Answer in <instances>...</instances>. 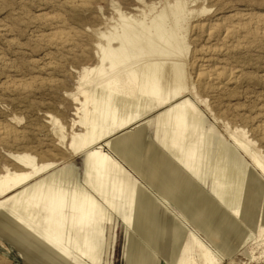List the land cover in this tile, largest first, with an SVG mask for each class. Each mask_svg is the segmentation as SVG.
Wrapping results in <instances>:
<instances>
[{
    "label": "bare ground",
    "instance_id": "6f19581e",
    "mask_svg": "<svg viewBox=\"0 0 264 264\" xmlns=\"http://www.w3.org/2000/svg\"><path fill=\"white\" fill-rule=\"evenodd\" d=\"M198 1L166 2L153 27H141L131 17L123 16L120 23V28L123 30L121 44L109 45L108 60L101 68H90L85 71V75L81 78L79 94L71 97L81 105V108L77 109L78 114H82L78 124L85 130L84 133H74L70 144L75 153L85 154L86 157V174L82 182L78 181L80 177L78 178V173L73 168L59 169L61 163L58 164L54 160H45L37 164L30 157L20 159L24 168L0 174V200L5 201H0V208L4 206L19 217L31 215L26 225L21 227L22 220L16 219L20 222H17L16 226L12 224L14 227L10 232L4 231L7 240L25 256V260L29 263L37 264L43 261L46 264H54V260L40 256L31 247L27 235L18 233L17 229L36 226L38 230L43 231L45 236L40 238L47 241L49 247L62 248L64 252H68V256H73L74 260L82 264H94L99 255V241L105 234V225L115 223L118 216L127 230L131 234H138L139 237L138 253L129 255L131 262L149 264L148 261L152 258L158 259L161 255L160 221L153 216L149 204H143L141 187L125 186L121 181V177L125 175L124 168L103 149L109 148L124 160V149L131 148L130 136H128L130 128L141 124L164 108H169L168 115L177 119V125L195 121L194 117H198L196 114L201 111L199 117H211L217 129L220 126L226 130L233 143L228 140L221 143L219 152L221 160L225 161V167L223 173L218 175V166L215 162L212 164L213 180L218 184V180H225L229 174L236 175L238 170L235 169L240 164L244 166L245 175L242 179L245 183L244 201L243 205L234 211L247 228L251 231H260L262 238L259 242L264 241V204L262 203L264 190L256 185L257 180L251 183L252 176L247 172V168L253 167L260 171L264 178L263 147L257 140L251 138L250 131L246 128L234 126L235 124L232 125L227 121L222 116L225 110L221 108V96L232 88V90L236 89L243 79L248 78L247 57L264 44L262 43L264 13L251 10L247 13L238 11L225 14L224 12L225 15H221L219 11L221 14L216 17L217 19L205 20L199 17V13L205 14L209 9L206 6L196 7ZM212 1L215 7L220 5V8L228 3L227 0ZM65 4L77 13L91 7L89 0H66ZM49 20L51 21L49 24L53 25L52 32L50 36H39L40 39L55 46L72 45L78 33L60 26L62 22L59 19L49 18ZM4 32L6 29L3 30ZM201 35H205L206 42L198 45L202 40ZM143 42L151 45L149 53L142 45L140 48L143 50L138 51L134 48L128 52L127 47L139 46ZM78 52L80 51H77V54ZM80 56L81 59L82 55ZM1 59L0 63H2ZM233 60L236 66L232 65ZM26 83L7 81L4 87L8 90L25 92L30 87ZM97 84L101 87L95 88ZM81 96L84 102L81 101ZM104 100L108 102L110 110L100 122L97 117L101 103L103 102V105L105 103ZM143 101L147 105L142 110L143 113H139L137 109L139 103ZM201 107L205 109L202 110ZM253 117L255 118L251 120L252 132L264 142V110H260ZM52 119L53 124L61 125L59 119L55 117ZM206 121L201 120L203 125ZM59 129L63 132L64 128ZM182 135L181 131H176L170 141L175 147L172 155L176 159L179 157L178 147ZM22 139L23 135L17 130L0 124L1 145L20 144ZM216 151L218 153V142ZM235 152L239 154L240 159L234 158ZM48 153L54 156L51 150ZM245 157L251 161L249 165L243 164ZM125 163L131 164L129 159H126ZM91 176H95L96 179H92ZM199 191L194 188L191 194H188L198 195ZM250 194H253L254 201L249 200ZM39 196H42L43 204L32 207L30 201ZM148 198L152 203L155 204V201L157 203L154 194L149 193ZM191 200L193 199L187 195L183 199L187 201L186 206ZM119 202L122 205H119ZM195 202L198 203L199 200H194L193 203ZM226 203L234 209L231 201ZM250 204H253L254 209L259 213V219L249 213ZM189 206L192 208L191 205ZM218 208L222 210L221 206L216 205L217 211ZM42 212L50 214L42 218ZM219 217H223L224 224L218 223ZM210 222L215 228L222 229L219 243L221 247H225L229 238L233 239L234 232L242 235L245 232L234 218L221 212L219 215L217 212ZM178 230L192 235L193 243L200 252L201 264H217L210 250L201 243L197 234L189 231L187 225L181 223ZM94 233L98 236V243L94 241ZM224 233L229 236L223 237ZM38 243L42 244L40 240ZM147 247L152 252L149 257L146 252ZM171 262L175 264L176 260L172 258ZM191 264L199 263L193 261Z\"/></svg>",
    "mask_w": 264,
    "mask_h": 264
},
{
    "label": "rangeland",
    "instance_id": "374dc122",
    "mask_svg": "<svg viewBox=\"0 0 264 264\" xmlns=\"http://www.w3.org/2000/svg\"><path fill=\"white\" fill-rule=\"evenodd\" d=\"M65 1L0 0V59L2 58L3 63V65L0 63V124L15 129L23 135L20 144H0V174L24 168L20 159L30 157L37 164L45 160H54L58 164L61 163L59 169L73 168L77 171L78 178L80 177L78 181L82 182L86 174V157L85 154L75 153L70 144L74 133H84L85 130L78 124L82 114H78L77 109L81 108V105L71 97L79 94L81 78L85 75V71L90 68L99 69L108 60L109 45L121 44L123 30L120 28V23L123 16L131 17L141 27H153L164 4L172 3L174 0H89L91 7L78 13L68 7ZM227 2L223 8L221 7L222 9L220 5L215 7L212 0H199L195 6L198 8L206 6L209 9L205 14L199 13V17L205 20H215L221 13L225 15L227 12L247 13L253 10L264 13V0H227ZM49 18L59 19L62 22L60 26L78 33L72 45L55 46L40 39L43 35L50 36L52 32L53 25L49 24L51 23L50 20L48 21ZM5 29L6 32L3 33ZM195 35L197 36V33ZM201 36L202 40L198 45L206 42L205 35ZM141 45L148 53L150 52L151 45L146 42L139 46L127 47V50L129 52L135 48L141 51L143 50L140 48ZM89 48L90 50H87ZM258 49L247 57L248 78L243 79L236 89L232 90V88V91L221 96V108L225 110L222 116L232 125L242 126L250 131L251 138L257 140L264 151V142L252 132L251 121L260 110H264V44ZM84 50H87V53ZM77 51L80 52L77 54ZM79 53L82 58L85 57L84 60L80 59ZM232 65L236 66L234 60ZM7 81H25L30 87L25 92L8 90L4 87ZM96 87L100 88L101 85L97 84ZM95 88L93 87V90ZM81 101L84 102L82 96ZM107 103V101L104 105L103 102L101 103L98 121H102L110 110ZM146 105L144 101L140 102L138 112L143 113L142 110ZM168 109H161L141 124L130 128L131 131L137 130V138L131 141L135 147L131 166L109 148L103 149L124 168L128 177L122 176L121 181L125 186L141 187L143 204H149L153 216L160 221L161 255L157 260L152 258L148 263L172 264L171 259L174 258L175 264H191L193 261L201 264L200 252L193 243L192 235L178 230V226L183 223L188 226L191 233L200 237L201 243L210 250L217 264H264V241L259 242L262 233L247 228L234 211L243 205L244 201L245 183L242 180L245 175L244 166L240 164L235 169L238 170L236 175L229 174L225 180H218V184L213 180L212 164L215 162L218 166V175L223 173L225 167V161L221 160L219 152L221 143L227 140L230 143L233 141L229 139L224 128L215 127L211 117H199L201 111L196 114L198 117H194L195 121L177 125V119L169 117ZM201 109L205 108L201 107ZM101 111L106 113L103 115ZM53 117L61 121L60 126L53 124ZM201 120L206 121L204 125ZM60 127L64 128L63 132ZM141 127L144 129L139 130ZM176 131H181L183 134L177 159L172 155L174 145L170 142ZM167 144L170 145L168 149ZM50 150L54 156L48 153ZM43 152L46 153L45 156ZM234 154V158L240 159L238 153ZM155 155L167 166L168 180L160 189L156 188L155 168L160 167L161 163L153 162ZM245 159L243 164L249 165L251 161L247 157ZM183 169L190 174L185 173ZM247 172L252 176L251 183L257 180L256 185L264 190V178L260 171L250 167L247 168ZM173 175L182 178L170 180L169 177ZM91 178L96 179L95 176ZM194 188L200 190V194L189 195L188 193L191 194ZM149 193L154 194L157 203L155 201L154 204L149 200ZM186 195L193 199L188 202V206L191 205L192 208L186 206L187 201H183ZM164 197L170 201L164 200ZM194 200L199 202L193 203ZM249 200L254 201L253 194H250ZM0 201L5 202L4 199ZM226 201H231L234 209ZM43 202L42 196H39L31 200L30 205L34 207ZM262 203L264 204V201ZM118 204L122 205L121 202ZM216 205L221 206L222 210L218 208L217 211ZM217 212L218 215L220 212L230 215L245 231L243 235L234 232L233 239L229 238L225 247L219 244L222 229L215 228L210 222ZM249 213L257 219L260 217L253 204H250ZM42 214L44 218L50 213L42 212ZM30 218V214L19 217L4 206L0 208V264H31L7 240L4 233V231L10 232L11 228L21 220L20 226L26 225ZM218 223L224 224L223 217H219ZM16 231L27 235L31 247L40 256L53 259L54 264H82L74 260L73 256H68V252H64L62 248L49 247L48 242L40 238L45 236L43 231L38 230L36 226L21 230L19 228ZM67 231H65L66 237ZM225 236L229 235L224 233L223 237ZM39 240L42 244L38 243ZM138 240V234H131L118 216L115 223H106L105 234L99 241L97 262L94 264H133L129 255L138 253ZM94 241L98 243V236L95 233ZM146 252L148 257L151 256L149 247L146 248ZM37 264L46 263L41 261Z\"/></svg>",
    "mask_w": 264,
    "mask_h": 264
},
{
    "label": "crops",
    "instance_id": "0c3cea01",
    "mask_svg": "<svg viewBox=\"0 0 264 264\" xmlns=\"http://www.w3.org/2000/svg\"><path fill=\"white\" fill-rule=\"evenodd\" d=\"M144 129V127H141L139 130H143ZM131 132V133H130ZM129 132V135L128 136H130L129 137V139H130V143H131V148H132V150H131V148L130 149H124V151H123V157H124V160L126 161V159H129V161L131 162V164H132V159H133V156H134V153H135V147L132 145V139H136L137 138V130H132V131H130ZM126 138V137H125ZM128 138V137H127ZM135 142V141H134ZM170 145H166V147H167V149H168V147H169ZM172 146V145H171ZM131 151V152H130ZM130 152V153H129ZM153 162H156V163H161V166L163 167H157V168H155L156 169V171H155V177H156V188L157 189H160V188H162V186H164L165 185V182L168 180V177H167V175H166V172H167V166L166 165H164V163L159 159V157L157 156V155H155L154 156V160H153ZM131 164H130V166H131ZM183 171H184V169H183ZM185 172V171H184ZM176 173V172H175ZM185 173H187L188 175L190 174L188 171L187 172H185ZM171 178H173V179H178V178H182L181 176L180 177H177L176 175H173V177H169V179L171 180ZM168 200V201H170L167 197H164V200Z\"/></svg>",
    "mask_w": 264,
    "mask_h": 264
}]
</instances>
